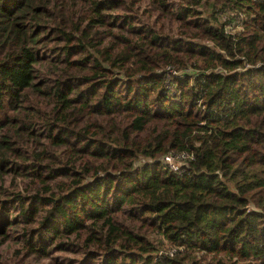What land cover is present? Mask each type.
Masks as SVG:
<instances>
[{"label":"trees","instance_id":"trees-1","mask_svg":"<svg viewBox=\"0 0 264 264\" xmlns=\"http://www.w3.org/2000/svg\"><path fill=\"white\" fill-rule=\"evenodd\" d=\"M2 246L264 264V0H0Z\"/></svg>","mask_w":264,"mask_h":264},{"label":"built area","instance_id":"built-area-1","mask_svg":"<svg viewBox=\"0 0 264 264\" xmlns=\"http://www.w3.org/2000/svg\"><path fill=\"white\" fill-rule=\"evenodd\" d=\"M193 155L185 152L168 153L163 156L162 161L165 167L175 174H181L188 162L193 161Z\"/></svg>","mask_w":264,"mask_h":264},{"label":"rangeland","instance_id":"rangeland-1","mask_svg":"<svg viewBox=\"0 0 264 264\" xmlns=\"http://www.w3.org/2000/svg\"><path fill=\"white\" fill-rule=\"evenodd\" d=\"M3 248H5V246L0 247V250L3 249Z\"/></svg>","mask_w":264,"mask_h":264}]
</instances>
